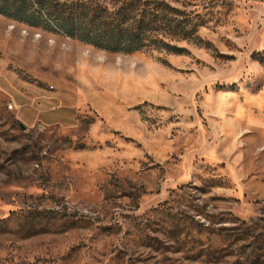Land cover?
I'll return each instance as SVG.
<instances>
[{"label":"rangeland","instance_id":"374dc122","mask_svg":"<svg viewBox=\"0 0 264 264\" xmlns=\"http://www.w3.org/2000/svg\"><path fill=\"white\" fill-rule=\"evenodd\" d=\"M168 1L180 53L0 15V264H264V0Z\"/></svg>","mask_w":264,"mask_h":264},{"label":"trees","instance_id":"16d2710c","mask_svg":"<svg viewBox=\"0 0 264 264\" xmlns=\"http://www.w3.org/2000/svg\"><path fill=\"white\" fill-rule=\"evenodd\" d=\"M168 0H0V15L109 52L165 50L196 26Z\"/></svg>","mask_w":264,"mask_h":264},{"label":"built area","instance_id":"2783aa9c","mask_svg":"<svg viewBox=\"0 0 264 264\" xmlns=\"http://www.w3.org/2000/svg\"><path fill=\"white\" fill-rule=\"evenodd\" d=\"M10 107H11V108L13 107V104H12V103L10 104Z\"/></svg>","mask_w":264,"mask_h":264}]
</instances>
